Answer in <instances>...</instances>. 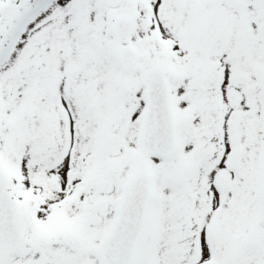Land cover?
Instances as JSON below:
<instances>
[{
    "label": "snow or ice",
    "instance_id": "1",
    "mask_svg": "<svg viewBox=\"0 0 264 264\" xmlns=\"http://www.w3.org/2000/svg\"><path fill=\"white\" fill-rule=\"evenodd\" d=\"M0 264H264V0H0Z\"/></svg>",
    "mask_w": 264,
    "mask_h": 264
}]
</instances>
